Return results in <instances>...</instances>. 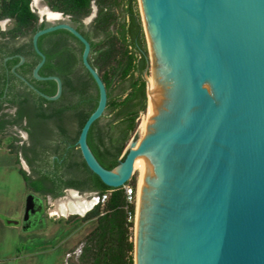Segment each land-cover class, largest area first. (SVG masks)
I'll list each match as a JSON object with an SVG mask.
<instances>
[{
	"label": "water",
	"instance_id": "obj_1",
	"mask_svg": "<svg viewBox=\"0 0 264 264\" xmlns=\"http://www.w3.org/2000/svg\"><path fill=\"white\" fill-rule=\"evenodd\" d=\"M139 3L149 48L148 102L152 69L155 86L148 130L129 142L116 167H104L88 143L109 95L90 62L91 42L76 26L52 23L32 37L41 56L33 76L56 80V94L16 71L24 55L13 70L40 95L57 100L63 80L40 74L47 56L39 38L67 29L84 44L83 64L99 88L98 105L77 141L84 160L111 187L132 179L137 158L151 166L140 187L139 264H264V0ZM68 191L78 198V190ZM35 205L29 193L26 215Z\"/></svg>",
	"mask_w": 264,
	"mask_h": 264
},
{
	"label": "trees",
	"instance_id": "obj_2",
	"mask_svg": "<svg viewBox=\"0 0 264 264\" xmlns=\"http://www.w3.org/2000/svg\"><path fill=\"white\" fill-rule=\"evenodd\" d=\"M53 11L70 18L91 42V64L98 70L108 90L105 113L89 131L88 143L106 168L116 167L125 157L130 139L137 137L140 118L148 108L145 70L149 63V48L138 0H44ZM33 0H0V20L11 19L14 26L0 27V111L4 104L16 106L14 114L0 115V132L17 126L27 130L32 146L24 150L30 163L41 159L34 171L43 174L34 179L16 164L29 189L62 195L63 188L92 187L99 195L109 191L105 203L98 202L82 221L95 220L87 234L79 256L80 264H135L136 202L128 204L124 186L111 187L94 173L84 160L77 143L80 132L99 101L98 85L82 61L84 44L67 29H59L39 38V46L47 59L40 74L58 75L64 90L57 100H48L28 83L6 68H13L21 54L25 61L17 72L24 75L41 91L54 95L58 84L54 79L38 80L33 70L41 56L36 52L32 37L48 23L32 6ZM97 5V15L90 24L85 22ZM14 55L5 61V57ZM13 146V144H12ZM12 153H15L12 151ZM62 173L68 180L63 179ZM82 176L78 182L75 177ZM56 181L59 191L47 188L44 180ZM128 183L137 188V177ZM84 188V189H85ZM128 210L132 212L130 218Z\"/></svg>",
	"mask_w": 264,
	"mask_h": 264
},
{
	"label": "rangeland",
	"instance_id": "obj_3",
	"mask_svg": "<svg viewBox=\"0 0 264 264\" xmlns=\"http://www.w3.org/2000/svg\"><path fill=\"white\" fill-rule=\"evenodd\" d=\"M139 1V0H138ZM94 4H96L94 2ZM32 6L35 11L38 12L40 18L43 17L44 20L48 23V25L52 23H57L61 21H70L69 17H61L59 14L58 17H52L48 13L55 12L51 10L44 0H34L32 2ZM138 7L141 11L140 3ZM56 13V12H55ZM97 15V9H93L92 13L85 18V22L90 24L93 19ZM14 21L11 19H3L0 20V27L3 30L10 29L14 26ZM148 42V41H147ZM153 70V69H152ZM148 76L151 78L153 76L152 73L149 72ZM149 105V102H148ZM148 111V108H147ZM143 114L140 118V124L137 130V137L140 139V125L143 117L147 114ZM16 131L15 129H8L6 132L0 133V193L2 195V201L0 203V209L4 211V219H8V217L14 216L17 213V208L21 207V205L25 208L26 201L30 191L27 189L26 183L23 177L18 172V165L16 164L17 158L20 155V143L15 142L16 140ZM22 138L27 140V134L24 130L19 133ZM135 138L133 136L130 141ZM129 141V142H130ZM13 144V146H12ZM129 146V143L128 145ZM14 151L15 153H12ZM2 164V166H1ZM147 164L146 160H139L135 167L134 175L137 177V199H136V213H137V201L139 199V189L140 182L143 175L147 172H150L151 166L149 168L145 167ZM21 165L33 175V170L31 166L28 164L26 159L21 156ZM146 169V170H145ZM146 171V172H145ZM144 172V174H143ZM142 174V175H141ZM71 197L69 191H66L63 195L58 196L56 198L45 199V207L55 214V216L62 217H72V219H77L73 216L78 215L82 216L78 213H69L66 215L61 214L58 209L59 205L62 203H67L71 201ZM78 197L87 200H94L93 207L98 203V196H95L94 193H90L87 191L79 192ZM73 200H75L73 198ZM95 225V220L82 221L78 220L72 225H69L67 228V232L64 235L68 240L71 241L74 249V257H78V255L82 251V247L84 245V240L87 234L91 231V229ZM19 229H12V233L10 235H6L2 232L4 238L3 247L0 250V264H31L33 261V257L35 256V260H45V262H49L51 257L59 256L60 250L57 249L55 253H45V254H37V255H28L27 253L32 251L33 242L38 240L33 236L25 235L22 231H18ZM20 232V233H19ZM134 239H135V229H134ZM21 249V251H20ZM12 256V258L7 259V257Z\"/></svg>",
	"mask_w": 264,
	"mask_h": 264
},
{
	"label": "flooded vegetation",
	"instance_id": "obj_4",
	"mask_svg": "<svg viewBox=\"0 0 264 264\" xmlns=\"http://www.w3.org/2000/svg\"><path fill=\"white\" fill-rule=\"evenodd\" d=\"M17 55L19 56L21 54H17ZM10 56H12V58L14 57V55H10ZM14 67L11 68V70L8 67L6 68L8 76H9L10 71H14L13 70ZM16 71H17V68H16ZM16 111H17L16 106L5 103L4 109L0 111V115L2 113L14 114ZM10 128L15 129L16 131L15 142L21 144L20 145V155H19L20 159H21V156H23L26 159L24 155V150H27L29 147L32 146L33 139L31 137V134L27 130L18 128L17 126L7 127L6 130L1 131L0 133L6 132ZM22 130L26 132L27 137H28L27 140L22 138V136L19 134ZM26 161L28 162V164L31 166L33 170V175L31 176L34 179L40 180L43 174L39 171H34V168L42 164L41 159L38 158V160H36V162H34L33 164L30 163L28 159H26ZM61 177H63V179L65 180H68L69 176H67L65 173L64 174L62 173ZM75 179H77L78 182H81L83 178L81 175H77ZM44 184L46 185L47 188H50V189L53 188L55 191L56 190L59 191L56 181L53 182L52 180L47 179V180H44ZM70 188L76 189L79 192L87 191L90 193H94L95 196L99 195V192L90 186L86 188L65 186L62 190L63 194L66 191H68V189ZM30 193H33L35 195V203H36L35 209H33V212H31L29 215H26L25 210H24L23 214L19 218V222L21 224V231L24 234L28 233L29 235L33 236L35 239L37 238L38 240L33 242V249L27 254L34 256L37 254H45L49 252L55 253L57 249L60 250L59 256L57 257L52 256L49 262H45V260H35V256H34L33 257L34 259L31 264H80V260H79L80 254L78 255V257H74L73 245L70 240L64 237V235L67 232L68 226L74 224L78 220H81V218L72 219V217L55 216V214L50 212L45 207V199L56 198L61 195H54L53 193H42L34 189H30ZM26 216H27V220H25Z\"/></svg>",
	"mask_w": 264,
	"mask_h": 264
},
{
	"label": "bare ground",
	"instance_id": "obj_5",
	"mask_svg": "<svg viewBox=\"0 0 264 264\" xmlns=\"http://www.w3.org/2000/svg\"><path fill=\"white\" fill-rule=\"evenodd\" d=\"M34 1V0H33ZM36 1V0H35ZM52 17H58L59 14L55 12H49L48 13ZM151 58L153 59V53L151 49ZM153 71V70H152ZM149 105H148V111L147 114L143 117L141 125H140V135L142 138L144 134L148 130V124H149V119H150V112H151V105H152V99H153V92H154V86H155V75L153 71V76L150 78L149 77ZM139 160H142L141 157L137 158L135 161V167L137 165V162ZM147 168L150 167V164L147 162L146 166ZM146 170V169H145ZM146 172V171H145ZM150 172H147L145 175H143V178H141L140 186L143 185V183L146 181L147 176L149 175ZM144 174V172H143ZM142 175V174H141ZM71 199V198H70ZM94 200H87V199H82L80 197H76L75 200H71L67 203H62L59 205L58 209L60 210L61 214L66 215L69 213H80L83 214L85 211H87L90 207L93 206ZM139 212H140V189H139V199L137 201V213L135 216V245H136V253H135V264H139Z\"/></svg>",
	"mask_w": 264,
	"mask_h": 264
},
{
	"label": "crops",
	"instance_id": "obj_6",
	"mask_svg": "<svg viewBox=\"0 0 264 264\" xmlns=\"http://www.w3.org/2000/svg\"><path fill=\"white\" fill-rule=\"evenodd\" d=\"M1 166H2V164H1ZM22 167L24 168V166H22ZM18 172H19V166H18ZM26 186H27V184H26ZM27 189L30 191L29 187H27ZM1 201H2V195L0 193V203H1ZM17 210L18 211H17V213L14 216L8 217V219H4L3 218L4 211H2V209H0V250L3 247V244H4V238H3L4 235H2V232L4 234V231H5L6 235H10L12 233V229H19L21 231V224L19 222V218L23 214L25 208L21 205V207L17 208ZM25 235H27V237L29 236L28 233H26ZM9 258H12V256L7 257V259H9Z\"/></svg>",
	"mask_w": 264,
	"mask_h": 264
},
{
	"label": "built area",
	"instance_id": "obj_7",
	"mask_svg": "<svg viewBox=\"0 0 264 264\" xmlns=\"http://www.w3.org/2000/svg\"><path fill=\"white\" fill-rule=\"evenodd\" d=\"M124 189L126 192V199L128 204H132L136 202L137 199V188H135L132 184L130 183H126L124 185ZM110 192L107 191L101 195H98V202L101 203H105L107 201V199L109 198ZM128 214L130 216V218L132 217V212L130 210H128Z\"/></svg>",
	"mask_w": 264,
	"mask_h": 264
}]
</instances>
